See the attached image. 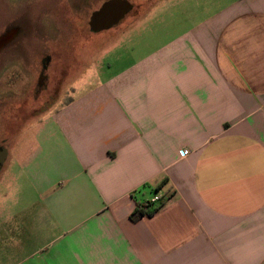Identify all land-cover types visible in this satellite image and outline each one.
<instances>
[{
  "label": "crops",
  "instance_id": "0c3cea01",
  "mask_svg": "<svg viewBox=\"0 0 264 264\" xmlns=\"http://www.w3.org/2000/svg\"><path fill=\"white\" fill-rule=\"evenodd\" d=\"M99 33L37 115L34 77L0 86V264H264V0H156Z\"/></svg>",
  "mask_w": 264,
  "mask_h": 264
},
{
  "label": "rangeland",
  "instance_id": "374dc122",
  "mask_svg": "<svg viewBox=\"0 0 264 264\" xmlns=\"http://www.w3.org/2000/svg\"><path fill=\"white\" fill-rule=\"evenodd\" d=\"M104 1L106 0H0V34L4 33L8 26L18 28L19 35L13 46L25 47V45H28L32 51L36 47L40 48L44 52L54 54L66 68H77L82 71L90 63H93L95 52L98 53L105 46L106 38L101 37L102 41L99 39L100 36L105 34L90 33L87 26L90 12L97 9ZM127 1L133 8L132 13L128 15V19L126 18L125 21L130 20L131 17L141 16L156 0ZM11 47L8 46L0 52V67L4 65V61L13 60V49ZM28 56L26 54L24 59L27 64L30 61ZM106 59L108 57L105 58L103 55L102 61L104 62ZM13 75L14 72L12 75L7 72L4 76H1V89L7 78L15 79ZM81 76L82 79L91 80L94 78L93 70L89 68ZM72 78L73 76L70 75V80ZM12 86L14 88L15 84L13 83ZM68 91L63 93L64 97H68ZM61 92V88H55L56 100ZM56 100L49 107L56 104ZM39 106L40 104L37 102L36 107L33 106L32 109H38ZM20 123L21 121H17L14 125L20 126ZM2 124L3 122L0 121V126ZM21 125H23V121ZM6 172L3 171V173ZM11 185L14 186L9 181L6 189L4 186L0 191V202L4 207L8 205V201L5 200L4 196L7 194L12 195L11 192H7L10 190L8 187ZM15 191L17 193L18 189ZM0 219H3L2 215Z\"/></svg>",
  "mask_w": 264,
  "mask_h": 264
},
{
  "label": "flooded vegetation",
  "instance_id": "af4514ba",
  "mask_svg": "<svg viewBox=\"0 0 264 264\" xmlns=\"http://www.w3.org/2000/svg\"><path fill=\"white\" fill-rule=\"evenodd\" d=\"M111 0H106L103 3H101V5L93 10L92 12H90L89 17H88V21H87V26L89 28V32L90 33H99L101 31L98 32H93L90 26L91 21L94 19L95 13L99 12L102 7ZM127 1V0H126ZM129 4V10L124 14L123 18L120 19L115 25H113L111 28H114L116 26L119 25V23L121 21H123L124 19H126L128 17V15L130 13H132V5L129 3V1H127ZM83 5V4H81ZM121 8L119 6L113 8L112 10H110L109 15H106L107 19L109 20H115L118 19V15H119V10ZM25 17V16H23ZM100 20H105V16H100L97 18V21ZM103 31V30H102ZM5 35L7 38H9V40L0 47V52L2 50H4L6 47L8 46H12L11 48L13 49V60L11 59V61L8 59V63L6 64V69H5V73L9 72L10 75H12V73L14 72L15 79L11 80L9 78H7L6 80L8 81H15L18 83V85H20L21 83H23L25 81V79H27L28 74L31 75L32 77L35 78L36 81V85H35V89L33 90L32 94H31V99H32V106L36 107L37 102L40 104V106L38 107V109H32L33 110V114L37 115L38 112H40L41 107L43 104H46L47 106L52 105V103L55 101V89L50 90V92L48 93V96L45 99V103H41L40 102V97L41 94L43 92H46L48 89L47 83L49 82V76L47 74V70L48 68L51 66V64L53 62H55L57 60L56 56L52 53L49 52H44L42 51L40 48H34L35 50L31 53V57L34 58V60H37V64H33L31 68L27 67L26 62L24 61L26 54L28 55V53L25 51V49L23 47H16L13 46V43H15L18 35H19V30L18 28L16 29L15 27L11 28V26H8L7 29L4 31V33L0 34V36ZM7 71V72H6ZM29 71V73H28ZM9 83V82H8ZM20 83V84H19ZM21 90V92H19V96L18 101L20 102L22 100H20V98L24 95L23 94V88L19 89ZM8 103L5 104V106L8 107L7 105ZM24 102L18 103L17 104V111L16 113L18 114H22L24 113ZM33 108V107H32Z\"/></svg>",
  "mask_w": 264,
  "mask_h": 264
},
{
  "label": "water",
  "instance_id": "95a60500",
  "mask_svg": "<svg viewBox=\"0 0 264 264\" xmlns=\"http://www.w3.org/2000/svg\"><path fill=\"white\" fill-rule=\"evenodd\" d=\"M119 6L121 9L119 10L118 19L115 20H109L107 19L106 15H109V11L113 8ZM129 10V4L126 0H111L107 2L102 9L95 13L94 19L91 21L90 26L93 32H98L102 30H106L111 28L113 25H115L120 19L123 18L124 14ZM100 16H105V20H98L97 18ZM9 38H7L5 35L0 36V47L3 46Z\"/></svg>",
  "mask_w": 264,
  "mask_h": 264
},
{
  "label": "trees",
  "instance_id": "16d2710c",
  "mask_svg": "<svg viewBox=\"0 0 264 264\" xmlns=\"http://www.w3.org/2000/svg\"><path fill=\"white\" fill-rule=\"evenodd\" d=\"M166 180L164 179L160 186L156 187L154 190L156 193L160 189L162 185H164ZM170 195L162 196L160 199H158L156 202H144V203H137L134 210L130 214V220L132 222H137L143 217H152L157 212H159L166 204V199Z\"/></svg>",
  "mask_w": 264,
  "mask_h": 264
},
{
  "label": "built area",
  "instance_id": "2783aa9c",
  "mask_svg": "<svg viewBox=\"0 0 264 264\" xmlns=\"http://www.w3.org/2000/svg\"><path fill=\"white\" fill-rule=\"evenodd\" d=\"M187 154V151H183V155H186ZM162 196H158V195H155L153 198H152V200H151V202H156L158 199H160Z\"/></svg>",
  "mask_w": 264,
  "mask_h": 264
}]
</instances>
